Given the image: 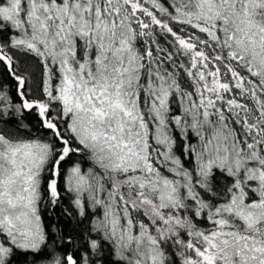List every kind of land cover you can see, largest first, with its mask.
I'll list each match as a JSON object with an SVG mask.
<instances>
[{"label": "snow or ice", "instance_id": "6c2138e0", "mask_svg": "<svg viewBox=\"0 0 264 264\" xmlns=\"http://www.w3.org/2000/svg\"><path fill=\"white\" fill-rule=\"evenodd\" d=\"M0 264H264V0H0Z\"/></svg>", "mask_w": 264, "mask_h": 264}]
</instances>
